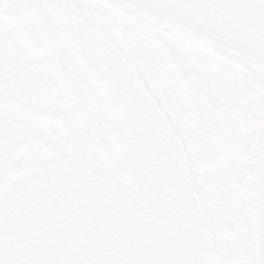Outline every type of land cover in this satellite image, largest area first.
Returning a JSON list of instances; mask_svg holds the SVG:
<instances>
[{
	"label": "snow or ice",
	"instance_id": "1",
	"mask_svg": "<svg viewBox=\"0 0 264 264\" xmlns=\"http://www.w3.org/2000/svg\"><path fill=\"white\" fill-rule=\"evenodd\" d=\"M0 264H264V0H0Z\"/></svg>",
	"mask_w": 264,
	"mask_h": 264
},
{
	"label": "water",
	"instance_id": "2",
	"mask_svg": "<svg viewBox=\"0 0 264 264\" xmlns=\"http://www.w3.org/2000/svg\"><path fill=\"white\" fill-rule=\"evenodd\" d=\"M189 28L192 31H206L208 29V24L205 21L199 19H193L188 22Z\"/></svg>",
	"mask_w": 264,
	"mask_h": 264
},
{
	"label": "flooded vegetation",
	"instance_id": "3",
	"mask_svg": "<svg viewBox=\"0 0 264 264\" xmlns=\"http://www.w3.org/2000/svg\"><path fill=\"white\" fill-rule=\"evenodd\" d=\"M46 39H50L51 37H45ZM81 40H82V42H84V43H86L87 42V37L86 36H84L83 34H81Z\"/></svg>",
	"mask_w": 264,
	"mask_h": 264
},
{
	"label": "rangeland",
	"instance_id": "4",
	"mask_svg": "<svg viewBox=\"0 0 264 264\" xmlns=\"http://www.w3.org/2000/svg\"><path fill=\"white\" fill-rule=\"evenodd\" d=\"M229 64H230V63H229ZM236 70H237V71H243L242 69H240V68H238V67L236 68Z\"/></svg>",
	"mask_w": 264,
	"mask_h": 264
},
{
	"label": "bare ground",
	"instance_id": "5",
	"mask_svg": "<svg viewBox=\"0 0 264 264\" xmlns=\"http://www.w3.org/2000/svg\"><path fill=\"white\" fill-rule=\"evenodd\" d=\"M229 63H231L230 61H229ZM238 67V66H237ZM239 68V67H238ZM243 70V69H242Z\"/></svg>",
	"mask_w": 264,
	"mask_h": 264
}]
</instances>
